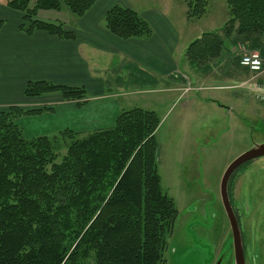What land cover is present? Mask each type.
<instances>
[{
  "label": "trees",
  "instance_id": "trees-1",
  "mask_svg": "<svg viewBox=\"0 0 264 264\" xmlns=\"http://www.w3.org/2000/svg\"><path fill=\"white\" fill-rule=\"evenodd\" d=\"M96 1L0 0L22 13L19 29L25 34L43 31L60 39L75 33L62 22L38 19V11L81 17ZM224 1L222 35L205 32L192 41L185 52L189 62L227 61L239 45L264 56V0ZM187 7V17L201 16L206 0H190ZM103 22L123 40L153 33L145 18L117 3ZM54 92L85 103L82 87L34 81L24 88L26 97ZM39 112L17 106L0 111V264H165L178 211L161 187L156 112L121 110L112 126L81 138L71 130L26 138L16 121Z\"/></svg>",
  "mask_w": 264,
  "mask_h": 264
},
{
  "label": "rangeland",
  "instance_id": "rangeland-1",
  "mask_svg": "<svg viewBox=\"0 0 264 264\" xmlns=\"http://www.w3.org/2000/svg\"><path fill=\"white\" fill-rule=\"evenodd\" d=\"M189 1L116 0L115 3L130 7L142 17L152 13L164 17L174 36L177 34L176 55L180 52L183 55L187 46L203 33L222 35L221 28L228 19L224 0H206L205 12L198 17H187ZM38 19L49 21L44 15ZM59 19L66 21L63 17ZM238 47L232 48L227 61L218 63L213 59L214 64L204 70L209 73L208 82L192 86L186 83L184 88L190 89L179 98L158 93L164 100L155 108L153 98L145 92L117 96L124 109H155L160 115L161 126L156 135L158 172L163 191L172 198L178 211L165 264H234L233 243L220 198V180L233 159L264 142V102L246 86L241 87L254 73L239 64ZM187 68L190 73L192 69ZM103 73L106 87L113 91L144 87L140 72L131 70L129 63H119ZM211 81L213 85H209ZM189 98L197 101L184 110L182 106ZM213 98L214 106L207 103ZM45 110L40 109L42 113ZM93 131L72 132L81 138ZM61 141L67 144L70 139L61 138ZM64 146L60 155L65 153ZM229 189L240 219L245 264H264V155L240 169Z\"/></svg>",
  "mask_w": 264,
  "mask_h": 264
},
{
  "label": "crops",
  "instance_id": "crops-1",
  "mask_svg": "<svg viewBox=\"0 0 264 264\" xmlns=\"http://www.w3.org/2000/svg\"><path fill=\"white\" fill-rule=\"evenodd\" d=\"M115 2L97 0L83 16L73 15L74 18H70L66 10L38 11L37 18L44 15L48 16L50 22H62L75 33L74 39H60L43 31L27 35L19 29L22 13L0 2V19L3 21L0 28V111L9 106L23 110L46 109L45 113L40 111L17 119L26 138L61 130L86 132L108 128L114 124L121 110H127L122 107L118 94L129 95L136 91L148 93L156 103L155 108L164 100L161 93L166 94L165 97L179 98L185 91L186 83L190 82L192 86L202 81L208 82L209 73L204 70L214 62L197 65L187 60L186 51L183 55L181 52L176 55L177 34L174 36L170 23L160 14L143 16L153 31L150 38L123 40L109 33L104 27L103 18ZM119 63H129L131 70L140 72L144 87L121 91L106 87L103 71ZM187 67L192 69L190 73ZM210 73L209 79L213 77V73ZM34 81L82 87L86 90L85 103L78 105L76 101H65L58 92L39 97L24 96L26 84ZM212 82L209 85H213ZM208 88L212 89L213 86ZM196 101L189 98V102L183 104V109L186 110L188 104ZM207 103L214 106V98ZM160 126L161 119L155 136Z\"/></svg>",
  "mask_w": 264,
  "mask_h": 264
},
{
  "label": "water",
  "instance_id": "water-1",
  "mask_svg": "<svg viewBox=\"0 0 264 264\" xmlns=\"http://www.w3.org/2000/svg\"><path fill=\"white\" fill-rule=\"evenodd\" d=\"M264 155V142L254 145L251 149L241 153L233 159L224 170L220 180V197L224 211L228 218L233 238V258L234 264H245L244 251L240 236V231L228 198V182L234 172L245 163Z\"/></svg>",
  "mask_w": 264,
  "mask_h": 264
},
{
  "label": "built area",
  "instance_id": "built-area-1",
  "mask_svg": "<svg viewBox=\"0 0 264 264\" xmlns=\"http://www.w3.org/2000/svg\"><path fill=\"white\" fill-rule=\"evenodd\" d=\"M241 47L243 46L238 47V52H240L239 64L254 73L249 81L241 84V87L246 86L255 94L259 101L264 102V79L261 80L264 74L263 59L258 52L246 51L244 47ZM189 89H185V92Z\"/></svg>",
  "mask_w": 264,
  "mask_h": 264
},
{
  "label": "flooded vegetation",
  "instance_id": "flooded-vegetation-1",
  "mask_svg": "<svg viewBox=\"0 0 264 264\" xmlns=\"http://www.w3.org/2000/svg\"><path fill=\"white\" fill-rule=\"evenodd\" d=\"M236 174V173H235ZM234 174V175H235ZM232 177V176H231ZM230 181V180H229ZM230 183L228 182V187H227V193H228V198H229V201H230V204H231V207H232V210H233V213H234V216H235V219H236V222H237V225H238V228H239V231H240V236H241V239H242V230H241V224H240V219H239V216H238V212H237V209L235 207V205L232 203L231 201V196H230ZM221 198V197H220ZM223 206V205H222ZM224 209V208H223ZM225 212V211H224ZM226 214V213H225ZM227 218V216H226ZM227 222H228V225H229V229H230V239L231 241L233 242V238H232V231H231V227H230V224H229V221H228V218H227Z\"/></svg>",
  "mask_w": 264,
  "mask_h": 264
}]
</instances>
